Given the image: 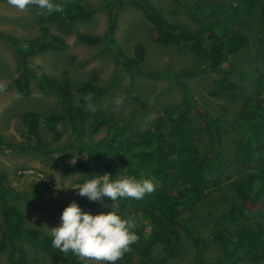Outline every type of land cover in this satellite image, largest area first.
I'll return each mask as SVG.
<instances>
[{
    "label": "trees",
    "instance_id": "obj_1",
    "mask_svg": "<svg viewBox=\"0 0 264 264\" xmlns=\"http://www.w3.org/2000/svg\"><path fill=\"white\" fill-rule=\"evenodd\" d=\"M124 1L107 0V32L79 34L78 41L88 46L102 45L132 79L175 81L184 92L182 101L160 107L161 116L152 127L135 134H129L127 126L139 115L147 114L149 108L145 98L138 94L132 92L130 119L122 123L110 112L93 113L89 105L102 100L110 87L118 88L117 77L112 79L110 87L89 82H60L40 70L33 59L67 48L64 37L52 32L53 25L70 34L80 23L94 18L96 10L85 0H54L63 5L62 13L48 14L29 6L26 9L36 19V37L22 42L0 32V39L16 48L18 69L13 84L24 97L30 96L34 84L44 95L57 94L62 113L44 117L34 111L25 112L21 117L25 141L5 143L0 137V150H27L48 157L50 151L79 148L89 159L61 170L83 177L82 182L85 176L103 173L115 176L118 172L137 179H152L155 190L144 199H123L110 205L117 208L112 211L138 224L139 240L121 261L178 264L177 260L185 256L190 257L188 264H210L207 255L213 248H219L222 257L214 264H264V95L259 89L257 95L241 96L237 93L239 83L232 79L237 73L243 79L241 73L251 84L264 83V0H173L190 12L196 24L192 33L170 22L150 0H129L151 24L153 39L173 46L179 53L196 52L200 61L194 68L171 74L169 70L143 69L146 50L142 44L135 46L134 56H128L116 46L118 13L124 8ZM252 25L261 29L259 39L249 38ZM257 54L262 59L261 69L254 66ZM244 59L248 60V68L240 65ZM239 65L246 70L238 69ZM202 71L219 76L211 96L238 102L236 117L231 121L203 109L194 99L191 88L182 82ZM221 110L225 111L224 106ZM65 125L73 127V136L69 143L52 150L51 145L62 139ZM226 125L241 131L235 141L227 139ZM45 130L50 132V139L45 140ZM97 133H103L100 140L86 141ZM231 146L235 147L234 160L227 150ZM228 169L238 173L234 180L223 179L222 173ZM225 191L230 194L229 200L219 198L217 211H205L207 207L214 208L207 205L212 195ZM16 199L36 207L10 185L7 173L0 171V259L8 255V264H31L25 248L30 245L55 264H80L71 252L61 253L51 246V234L27 225L25 216L14 204ZM76 202L89 213L98 204L85 197ZM105 202L108 203L107 198ZM202 202L206 204L200 215L196 214ZM64 208L54 213L61 214ZM191 251L193 256H188Z\"/></svg>",
    "mask_w": 264,
    "mask_h": 264
},
{
    "label": "rangeland",
    "instance_id": "obj_2",
    "mask_svg": "<svg viewBox=\"0 0 264 264\" xmlns=\"http://www.w3.org/2000/svg\"><path fill=\"white\" fill-rule=\"evenodd\" d=\"M150 1L159 8L170 22L181 26L189 33L195 31L196 24L184 5L173 0ZM85 2L96 10L94 18L80 23L70 34L61 32L53 25L52 32L64 37L67 48L62 52L36 57L33 62L53 79L65 83L89 82L98 86L110 87L112 79L117 77L120 83L119 87H110L111 90L102 100L90 104L88 109L93 113L98 111L110 112L116 121L122 123L130 119L131 95L134 92L145 98L149 108L147 114L139 115L133 124L127 126V132L135 134L146 131L161 116L160 107L179 104L184 97V92L175 81L153 80L148 77L132 79L123 67L116 64L112 54L105 50L102 45L88 46L79 42L77 39L79 34L102 35L109 28L107 0H85ZM124 4V8L118 13L116 46L128 56H134L135 46L139 43L142 44L146 50L143 63L144 70H169L171 72H168L171 74L183 69H192L199 63L200 60L195 51L179 53L173 46H167L153 39L151 37L152 26L142 12L129 0H125ZM250 27L252 31L248 34L249 38L251 40L259 39L261 29L256 25ZM0 32L10 34L22 42H26L37 36L36 19L27 9L18 10L0 0ZM240 65L248 68V60L244 59ZM255 65L259 68L262 65V59L258 54L255 55ZM241 66L237 68L245 71L246 68H241ZM17 69L18 60L15 46L5 39H0V89H2L0 91V137L5 143H22L25 141L21 129V117L25 112L34 111L44 117L52 113H62L60 96L54 93L44 95L35 84L29 97L21 95L13 84ZM238 69L237 71H239ZM250 72L252 74L254 69ZM240 75L243 79H239L238 73L232 77L240 85V89L237 90L238 94L244 97L254 93L257 95L260 89L264 95V83L251 84L250 81L244 80V75L241 73ZM218 78L216 73L202 71L192 78L182 79V82L191 88L194 99L203 109L215 116L222 115L231 121L236 117L238 102H233L230 98L213 97L210 94ZM223 106L225 111L221 110ZM224 131L227 139L230 138L231 141H235L241 132L229 125L224 126ZM73 132L72 126L65 125L62 139L53 143L51 149H59L69 143ZM102 134L92 135L86 141L93 143L100 140ZM44 138L45 140L50 139V132L45 130ZM234 149L235 147L232 146L227 149L230 150L233 160L236 157L235 154H232ZM86 159H89L86 152L73 147H68L62 151H50L48 157L27 150H0V171L7 173L10 185L17 192L26 195L36 205V207H31L25 200H14L15 206L25 216L27 225L36 227L46 234H50L51 228L59 226L61 214L54 213L55 210L78 200L80 197L76 195L77 189L74 187L83 183V177L66 174L61 168L73 164V160L77 163ZM237 174L228 169L222 173V177L225 181L234 180ZM226 193L228 192L212 195L207 201V205H214V208L207 207L205 211H217L216 206L217 202L220 201L219 198L221 200L223 198L226 202L229 200L230 194ZM204 204L206 203L199 204L196 208V214L200 215ZM111 210H117V208L115 206L111 208L102 207L98 203L91 214L107 213ZM25 248L28 251L31 264H55L50 257L43 255L34 247L25 245ZM192 252H189L190 255L188 256H193ZM221 257L222 251L219 248H213L206 260L210 264H214ZM177 262L178 264H188L190 257H180ZM0 264H8V255L0 259ZM88 264H95V261H89ZM117 264L131 263L120 260Z\"/></svg>",
    "mask_w": 264,
    "mask_h": 264
},
{
    "label": "clouds",
    "instance_id": "obj_3",
    "mask_svg": "<svg viewBox=\"0 0 264 264\" xmlns=\"http://www.w3.org/2000/svg\"><path fill=\"white\" fill-rule=\"evenodd\" d=\"M7 3L21 11L29 6H35L48 14L64 11L63 5L54 0H7ZM155 187L152 179H137L119 175L118 172L115 176L110 173L85 176L84 182L74 189H77V196L111 208L110 205L118 200H142L154 192ZM60 221L59 226L48 229L52 237L51 246L61 253L71 252L80 264H88L89 261H95V264H117L139 240L136 231L138 224L134 219L112 210L93 215L83 211L76 201L63 209Z\"/></svg>",
    "mask_w": 264,
    "mask_h": 264
}]
</instances>
